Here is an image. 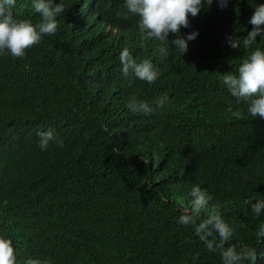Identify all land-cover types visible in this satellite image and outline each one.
<instances>
[{"label": "trees", "instance_id": "16d2710c", "mask_svg": "<svg viewBox=\"0 0 264 264\" xmlns=\"http://www.w3.org/2000/svg\"><path fill=\"white\" fill-rule=\"evenodd\" d=\"M63 2L55 35L23 58L0 56V234L12 239L17 264L29 256L54 264H221L193 226L178 222L180 202L189 203L197 184L235 229L231 242L257 247L255 264H264L256 237L264 213L257 217L249 203L264 198V120L237 105L222 79L248 52L231 48L226 35L242 41L254 4L264 0H231L224 9L213 0L181 28L198 31L188 52L169 42L167 56L139 32L124 0ZM14 14L39 20L31 0H17ZM125 47L137 62L151 60L155 83L122 74ZM132 96L168 99L144 115L126 107ZM48 129L63 147L40 150L37 133Z\"/></svg>", "mask_w": 264, "mask_h": 264}, {"label": "clouds", "instance_id": "9594fccd", "mask_svg": "<svg viewBox=\"0 0 264 264\" xmlns=\"http://www.w3.org/2000/svg\"><path fill=\"white\" fill-rule=\"evenodd\" d=\"M231 0H217L221 9L228 6ZM213 0H124L127 13L138 17V30L147 38L160 41L163 46L158 48L162 56L168 54V43L175 51L184 55L189 50V41L196 39L198 31L181 35V28H189V16H197L205 5L210 6ZM17 0H0V56L11 55L23 58L26 51L37 45L43 36L55 35L59 21L58 17L66 11L63 0H31L34 13L39 20L33 23L31 19L17 18L14 14ZM248 23L252 26L243 40L228 34L225 42L233 49L241 46L248 50L242 58L235 73H223V84L227 87L236 104L246 105L247 113L252 117L264 120V47L258 46L259 40H264V3L254 4V11ZM174 39L169 40V34ZM60 52H57L59 59ZM121 72L127 77L134 74L136 78L153 84L158 78V71L149 59L137 62L127 47L119 55ZM167 96L157 97L152 103L138 100L135 96L129 98L126 107L134 114H152L156 108H161L167 102ZM153 104L155 107H153ZM227 111L237 120L243 118V112L233 110L229 105ZM38 147L41 151L48 149L50 142L57 147H63V141L53 130H42L37 133ZM113 152H119V145L113 147ZM147 163V161H144ZM189 203L180 202L181 215L178 222L191 225L199 240L209 252H219L221 264H255L258 255L257 247L242 244L239 247L232 243L235 229L227 223L221 213L210 205L212 195L194 185L190 189ZM251 210L256 216L264 213V198L249 201ZM246 227V225H241ZM257 244H264V223L256 231ZM0 264H17V253L12 239L0 234ZM24 264H54L51 258L29 256Z\"/></svg>", "mask_w": 264, "mask_h": 264}]
</instances>
